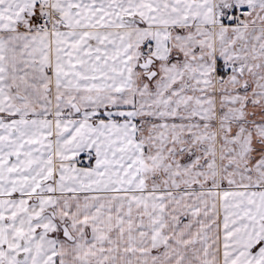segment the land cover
<instances>
[{
	"label": "snow or ice",
	"instance_id": "snow-or-ice-1",
	"mask_svg": "<svg viewBox=\"0 0 264 264\" xmlns=\"http://www.w3.org/2000/svg\"><path fill=\"white\" fill-rule=\"evenodd\" d=\"M0 264H264V0H0Z\"/></svg>",
	"mask_w": 264,
	"mask_h": 264
}]
</instances>
